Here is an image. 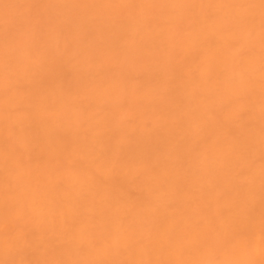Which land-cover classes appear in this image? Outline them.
<instances>
[{"label":"bare ground","instance_id":"6f19581e","mask_svg":"<svg viewBox=\"0 0 264 264\" xmlns=\"http://www.w3.org/2000/svg\"><path fill=\"white\" fill-rule=\"evenodd\" d=\"M0 264H264V0H0Z\"/></svg>","mask_w":264,"mask_h":264}]
</instances>
